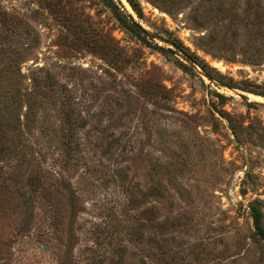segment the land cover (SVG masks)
<instances>
[{"label": "rangeland", "instance_id": "rangeland-1", "mask_svg": "<svg viewBox=\"0 0 264 264\" xmlns=\"http://www.w3.org/2000/svg\"><path fill=\"white\" fill-rule=\"evenodd\" d=\"M136 1L213 81L101 0H0V264H264V0Z\"/></svg>", "mask_w": 264, "mask_h": 264}, {"label": "trees", "instance_id": "trees-1", "mask_svg": "<svg viewBox=\"0 0 264 264\" xmlns=\"http://www.w3.org/2000/svg\"><path fill=\"white\" fill-rule=\"evenodd\" d=\"M105 6H107L113 13L114 17L129 31L133 32L135 35H137L141 41H143L146 45H148L149 47H152L150 42H148V40L144 37H142L141 33H143L141 31V28L138 27H134L132 25V21H133V18L132 16H128L127 12L123 13L121 11L122 7H119L117 6V4H115V2H113V0H101ZM128 5L130 6V8L132 9V11L139 17L141 18L142 17V10H141V7H140V4L136 1V0H125ZM224 5V2L222 3ZM263 10V9H262ZM264 11V10H263ZM247 11H245L244 13H246ZM235 13V12H233ZM246 19L247 20V24H248V27H245V31L246 32H252L251 30V27H252V18L251 16L248 14H246ZM8 15L7 14H4L3 15V18H2V22L4 23L5 27L8 28V31L10 32V34H12L14 32V29L12 28L11 26V22L8 21L7 19ZM9 18V17H8ZM129 20V21H128ZM178 47H180L181 49H183L184 51H186V53L192 58V60L195 62L196 65H198L204 72L208 73L205 66L203 64H201L199 62V60L196 58L195 55L191 54L189 51L185 50V48H183L180 44L178 43H175ZM16 46V44H14V47ZM155 47V49H158L159 51H161L162 53H166V52H170L171 50H165L164 48L162 47H158V46H153ZM0 49L2 51H4V55L6 59V61L10 64V65H16V63L18 62V58H20L18 55L14 58V56L10 53H7L6 51L7 50H4V48L2 46H0ZM12 49V48H11ZM9 52V51H8ZM16 53H17V50H16ZM20 53V52H18ZM180 67L182 70L184 71H188L187 67L183 64H180ZM14 68V67H13ZM211 76V74H210ZM212 77V76H211ZM214 77V76H213ZM261 95L264 96V92L260 93ZM218 98H220L221 100H224L225 97L222 96V95H219L218 94ZM3 182H1L0 184H2ZM251 216H252V219H253V225H254V230H255V235L257 237H259L261 240H264V223H263V215H262V212L260 210V208L258 206H252L251 208Z\"/></svg>", "mask_w": 264, "mask_h": 264}, {"label": "water", "instance_id": "water-1", "mask_svg": "<svg viewBox=\"0 0 264 264\" xmlns=\"http://www.w3.org/2000/svg\"><path fill=\"white\" fill-rule=\"evenodd\" d=\"M132 25L134 27H136V28L140 27L141 28V31L143 32V34H145L148 38H152L154 40H158V41L162 42L163 44H165V45H167L169 47H172L174 49V51L180 53L186 59V61L193 66V68H195V69L196 68H200L198 65L195 64V62L192 60V58L186 52H184V50H182L180 47H178L174 42H171L170 40L164 38L162 35H160V34H158L156 32H148V31H146L135 20L132 21ZM203 74L209 80L213 81V78L208 73H206V72L203 71Z\"/></svg>", "mask_w": 264, "mask_h": 264}]
</instances>
